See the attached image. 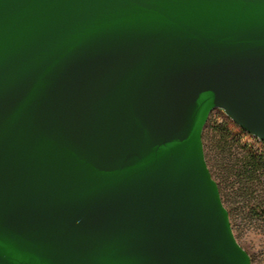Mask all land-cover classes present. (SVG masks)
Returning a JSON list of instances; mask_svg holds the SVG:
<instances>
[{
  "label": "water",
  "instance_id": "water-1",
  "mask_svg": "<svg viewBox=\"0 0 264 264\" xmlns=\"http://www.w3.org/2000/svg\"><path fill=\"white\" fill-rule=\"evenodd\" d=\"M216 110L264 143V0H0V264H253Z\"/></svg>",
  "mask_w": 264,
  "mask_h": 264
},
{
  "label": "rangeland",
  "instance_id": "rangeland-1",
  "mask_svg": "<svg viewBox=\"0 0 264 264\" xmlns=\"http://www.w3.org/2000/svg\"><path fill=\"white\" fill-rule=\"evenodd\" d=\"M211 115L204 131L207 162L220 186L236 238L251 255L253 264H264V171L253 176L245 172L249 153L259 155L264 162V143L240 132L230 121L232 138L240 135L225 149H217L216 141L221 139L215 134L214 125L227 122L228 117L219 110Z\"/></svg>",
  "mask_w": 264,
  "mask_h": 264
},
{
  "label": "trees",
  "instance_id": "trees-1",
  "mask_svg": "<svg viewBox=\"0 0 264 264\" xmlns=\"http://www.w3.org/2000/svg\"><path fill=\"white\" fill-rule=\"evenodd\" d=\"M221 112L225 115V113L223 111H221ZM211 116H210V119H209L208 124H207L208 126H209V124L211 122L210 121L211 120ZM230 121H232V120L228 118V121L227 122H224L222 124L214 125L215 134H218L220 136V139L223 142H225V144H223L221 140L220 141H216V147H217V149H221V148H224L225 149L226 147H228L230 145V141L235 142L233 140H235V139L237 140L238 136L240 135V134H238L237 136H235V139L232 138L231 129L229 127ZM237 127L240 130V132L245 133V134H248L244 130H242L239 126H237ZM249 136H251V135H249ZM251 137H253V136H251ZM203 140H204V145L206 147V144H205V132H204V135H203ZM220 143L223 144V145H221ZM205 152H206V148H205ZM248 159H249L248 162L245 163V172L247 174H249L250 176H253L255 174V172H257V171H260V170H263L264 171V162H263V159L259 155H255V153H251V154L249 153V158ZM210 171H211V169H210ZM211 173H212V171H211ZM212 175H213V173H212ZM213 177H214V175H213ZM219 188H220V186H219Z\"/></svg>",
  "mask_w": 264,
  "mask_h": 264
}]
</instances>
